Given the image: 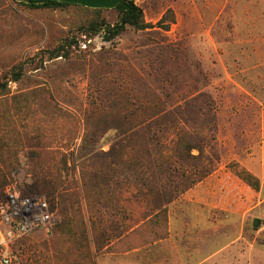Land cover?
<instances>
[{
  "label": "rangeland",
  "instance_id": "rangeland-1",
  "mask_svg": "<svg viewBox=\"0 0 264 264\" xmlns=\"http://www.w3.org/2000/svg\"><path fill=\"white\" fill-rule=\"evenodd\" d=\"M133 1L149 28L107 42L80 36L96 17L84 8L0 0V79L10 90L0 96V148L16 153L0 204L9 184L30 194L45 155L48 179L79 186L87 231L78 245L58 229L37 230L16 241L13 257L147 264L211 238L213 263L237 227L264 264V0ZM100 16L114 24L119 14ZM74 36L81 43L70 58L48 60L47 50ZM170 158L184 162L174 183Z\"/></svg>",
  "mask_w": 264,
  "mask_h": 264
},
{
  "label": "trees",
  "instance_id": "trees-1",
  "mask_svg": "<svg viewBox=\"0 0 264 264\" xmlns=\"http://www.w3.org/2000/svg\"><path fill=\"white\" fill-rule=\"evenodd\" d=\"M25 5L31 9H66L69 7H81L85 10L96 15L95 18L84 23L80 27V36H86L88 39L96 36L98 33L104 34L105 41H112L119 37L128 28L132 27L135 30L142 31L149 28V25L145 21V16L142 8L135 4L133 0H122L121 3L115 8L118 12V21L114 24H109L104 18L100 16L101 12L105 9H94L85 7L83 5L60 2L57 0H25ZM81 43L78 36L67 37L62 43L57 46L47 50L48 60H54L57 58H70V51L74 46L79 47ZM23 75V64L15 68L13 81L17 82L22 78ZM10 90L8 86L2 83L0 79V96L9 94ZM146 123V122H145ZM158 140V139H157ZM160 140L157 141V145L160 146ZM0 148V164L3 160L6 161V166L4 169L0 167V200L3 196V190L6 185V176L11 173L16 164V153L12 150H2ZM5 156V158H3ZM174 161H179L177 156H173ZM182 159V158H180ZM171 160V158H170ZM47 161V157L40 155V162L32 170L33 179L30 185V194L27 195H42L47 194V200L50 204L51 210H57L61 215V222L56 225L51 233L58 229L61 235H65L74 244H82L87 236L86 224H85V211L82 200L80 199V189L79 186H75V190L70 189L71 187H65L58 181H52L48 179L49 175L53 173L49 169L45 171L42 162ZM168 167L170 182H175V177L179 176L178 170L182 167V164L177 162L171 163ZM234 167V166H232ZM238 177L249 184L254 189H259L260 183L258 178H256L252 173L246 171L245 169L235 170ZM51 173V174H50ZM37 194H34L33 192ZM57 199V201H54ZM260 220H256L255 229H258V223ZM54 231V232H55Z\"/></svg>",
  "mask_w": 264,
  "mask_h": 264
},
{
  "label": "built area",
  "instance_id": "built-area-1",
  "mask_svg": "<svg viewBox=\"0 0 264 264\" xmlns=\"http://www.w3.org/2000/svg\"><path fill=\"white\" fill-rule=\"evenodd\" d=\"M0 204V264H17L12 246L37 230L50 233L60 223L45 196L23 194L15 184L5 190Z\"/></svg>",
  "mask_w": 264,
  "mask_h": 264
},
{
  "label": "crops",
  "instance_id": "crops-1",
  "mask_svg": "<svg viewBox=\"0 0 264 264\" xmlns=\"http://www.w3.org/2000/svg\"><path fill=\"white\" fill-rule=\"evenodd\" d=\"M227 237H232L230 243L219 253L228 251V254H224L220 257L219 262L212 263V239L204 243L203 248H197L191 250H185L178 245L176 248V256L172 259H152L147 264H256L258 259L253 258V253H257V248L252 245H248V241L244 238V232L236 228H231L229 232H226ZM240 247V248H239ZM97 248V246H96ZM247 249L252 250L248 252ZM262 251V250H261ZM218 253V254H219ZM251 253V255L249 254ZM204 254V256H202ZM202 259L199 261V258ZM196 262V263H195Z\"/></svg>",
  "mask_w": 264,
  "mask_h": 264
},
{
  "label": "water",
  "instance_id": "water-1",
  "mask_svg": "<svg viewBox=\"0 0 264 264\" xmlns=\"http://www.w3.org/2000/svg\"><path fill=\"white\" fill-rule=\"evenodd\" d=\"M60 2L83 5L94 9H115L122 0H57Z\"/></svg>",
  "mask_w": 264,
  "mask_h": 264
}]
</instances>
